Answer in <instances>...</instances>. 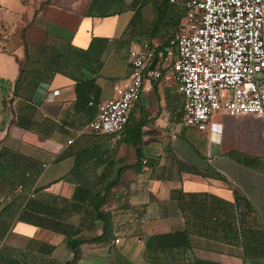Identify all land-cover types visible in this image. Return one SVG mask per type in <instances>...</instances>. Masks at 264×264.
<instances>
[{
	"label": "crops",
	"instance_id": "0c3cea01",
	"mask_svg": "<svg viewBox=\"0 0 264 264\" xmlns=\"http://www.w3.org/2000/svg\"><path fill=\"white\" fill-rule=\"evenodd\" d=\"M61 1L50 7L68 25L40 12V29L0 39V264H264L261 120L186 128L166 76L147 78L122 140L87 130L129 75L131 45L174 40L180 10Z\"/></svg>",
	"mask_w": 264,
	"mask_h": 264
},
{
	"label": "built area",
	"instance_id": "2783aa9c",
	"mask_svg": "<svg viewBox=\"0 0 264 264\" xmlns=\"http://www.w3.org/2000/svg\"><path fill=\"white\" fill-rule=\"evenodd\" d=\"M169 1L185 11L175 39L162 46L131 45L129 75L87 130L122 140L147 78L166 76L184 95L186 128L207 132L217 113L264 121V79L258 78L264 73V0Z\"/></svg>",
	"mask_w": 264,
	"mask_h": 264
},
{
	"label": "rangeland",
	"instance_id": "374dc122",
	"mask_svg": "<svg viewBox=\"0 0 264 264\" xmlns=\"http://www.w3.org/2000/svg\"><path fill=\"white\" fill-rule=\"evenodd\" d=\"M17 1V6L14 5L13 0H0V39L11 38L14 35H19L21 31H26L27 28L40 29L45 24L44 21H37L36 16L40 12L45 14L46 21L54 25H68L65 21H62L58 16V13L50 7L51 0H14ZM58 0V3H61ZM35 13V18L31 20L32 14ZM45 19V18H44ZM73 24V22H69ZM69 24V25H71ZM52 29L51 26H48ZM39 38L44 37L37 33ZM258 78L264 79V73L259 74ZM259 120V119H258ZM261 123V124H260ZM260 130L264 133V121L261 120Z\"/></svg>",
	"mask_w": 264,
	"mask_h": 264
},
{
	"label": "trees",
	"instance_id": "16d2710c",
	"mask_svg": "<svg viewBox=\"0 0 264 264\" xmlns=\"http://www.w3.org/2000/svg\"><path fill=\"white\" fill-rule=\"evenodd\" d=\"M172 5V4H171ZM173 7L177 8L180 10V19L182 20L184 15H185V11L182 10L181 8L175 6V5H172ZM181 25V24H180ZM180 25H179V28H180ZM178 32H179V29H178ZM170 42V41H169ZM169 42L166 44L168 45ZM24 77V71L21 70V73H20V77L19 79L17 80V86H18V83H21L22 82V78ZM142 124H140L138 126V129L136 130V133H137V137L133 140V145L135 146L136 148V151H137V156H138V159H139V163L141 164V160H142V155H141V152H140V144H141V141H142V136H141V129H142ZM125 170V169H124ZM104 240V238H99V239H95L93 240L94 242H99V241H102ZM81 245V242H72L71 243V249L73 251H77V248ZM78 259V255L76 254L73 261H76ZM72 262H67V264H71Z\"/></svg>",
	"mask_w": 264,
	"mask_h": 264
},
{
	"label": "water",
	"instance_id": "95a60500",
	"mask_svg": "<svg viewBox=\"0 0 264 264\" xmlns=\"http://www.w3.org/2000/svg\"><path fill=\"white\" fill-rule=\"evenodd\" d=\"M156 64H157V60H154L152 65H151V67H150V69L153 70L155 68Z\"/></svg>",
	"mask_w": 264,
	"mask_h": 264
}]
</instances>
